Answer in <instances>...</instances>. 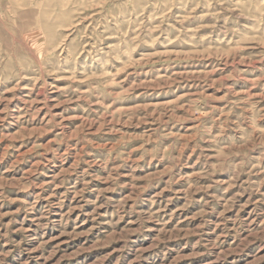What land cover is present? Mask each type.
<instances>
[{"label": "rangeland", "instance_id": "obj_1", "mask_svg": "<svg viewBox=\"0 0 264 264\" xmlns=\"http://www.w3.org/2000/svg\"><path fill=\"white\" fill-rule=\"evenodd\" d=\"M0 264H264V0H0Z\"/></svg>", "mask_w": 264, "mask_h": 264}]
</instances>
